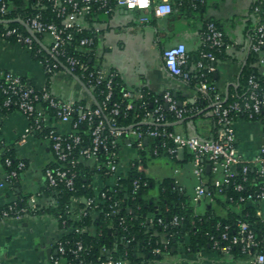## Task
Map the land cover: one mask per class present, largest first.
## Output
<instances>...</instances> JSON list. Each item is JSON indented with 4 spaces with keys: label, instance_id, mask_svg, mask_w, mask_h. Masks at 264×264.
I'll return each instance as SVG.
<instances>
[{
    "label": "built area",
    "instance_id": "built-area-1",
    "mask_svg": "<svg viewBox=\"0 0 264 264\" xmlns=\"http://www.w3.org/2000/svg\"><path fill=\"white\" fill-rule=\"evenodd\" d=\"M204 1L200 0L201 3ZM118 8L144 12L145 14L143 13L139 19L141 22L147 23L150 21L147 15L148 11L155 17L168 16L174 11V4L171 0H0V20L3 21L0 22V41L12 42L14 40L13 43L25 46L32 52L34 38L23 32L22 28L25 30L26 28L21 23L9 22V20L21 19L36 34L49 38L52 53L58 58L61 56L71 70L75 68L87 70L88 66L82 59L86 53L83 51L78 53V47L75 45L76 35L82 34L87 29L90 30L87 23L96 13L109 16ZM253 10L258 15L259 21L252 35L251 50L259 54L258 63L264 66V0H256ZM202 36L204 45L212 51L202 52L196 67L204 68L208 73H211L215 71L213 51L226 44L225 36L213 21L206 23ZM94 44L93 36H83L79 39L81 47L92 49ZM40 61L44 65L46 73L51 74L58 70L57 62L51 64ZM188 62L189 54L184 43L170 46L163 51V63L166 71L171 76L180 77L185 82H189L191 79L190 71L185 69ZM0 75L2 76L0 92L5 95V99L0 101V104L6 107H15L28 120L21 140L25 141L30 135L46 139L54 154L53 162L60 163L55 167L46 166L44 169L45 180L49 187L55 188L63 184L65 187L75 190L78 160L100 162L101 153L105 155L104 161L98 166L107 177L106 184L102 187H107V190L100 191V188L95 187L94 195L82 199L86 207L93 213H97V210L108 199H113L109 192L115 191L121 180L126 177L129 167L136 165L132 163L134 159L137 158L139 161L136 165L137 170L146 173L145 163L139 154V150L144 149L143 140L145 141L146 138H148V142L145 141V145L150 143L151 139L154 141L157 136H165L173 143V146L168 148L170 154H175L180 147L192 152L194 173L200 180L191 197L194 204L200 203L208 195L204 181L207 166H210L211 172L220 176L214 179V185L218 188L225 184H231L238 175H242V181H245L250 168H255L259 176L264 178V138L258 155L253 160H247L239 153L235 129V117L238 114L246 113L249 118L253 119L264 111V82L255 76H251L248 80V92L240 99L228 104L224 97L215 90V86L207 80L204 79L198 84V91L202 95L215 92L211 108L212 114L216 118L217 133L212 140H203L197 136H185L173 130H167L165 127L168 121L159 106L154 111H147L151 123L156 126L155 129L144 132L137 126L133 128L117 127L116 116L120 114V107L118 103H114L109 111L112 115V129L109 136L112 139L108 140V135H104L105 121L101 118L91 129L90 141L85 143L83 135L79 133V127L83 122L90 123L93 117H102L104 110L108 108L107 100L113 93L112 85L116 71L104 67L89 71L90 79L94 80L96 85L104 82L107 86L103 101L105 107L97 106L96 108H92V103H87L85 107L77 106L76 102L78 101L58 97L46 85L33 86L12 70H1ZM123 96H130V92H125ZM143 96L144 94L141 92L140 97ZM162 97L164 103L168 105V110L173 112L176 118L182 119L188 111L186 103L179 104L172 90H165ZM76 111H79L77 117H75ZM60 124H68L70 129L62 130L59 128ZM144 134L145 137L142 140ZM124 135L130 142H136L134 148L138 151V155L130 162L123 160L121 150L118 149ZM80 146L81 148H79ZM77 149L79 152H76ZM76 153H79L80 157ZM159 153V149L154 147L151 155L158 156ZM5 163L11 167L12 160L6 158ZM239 167L241 168L240 172L237 170ZM25 168V160H19L8 173V180L17 178ZM139 186L140 183L136 180L134 182L135 189ZM236 188L241 190L243 183L239 182ZM40 196V193L33 195L28 202L29 206L34 208L39 203ZM251 196L253 195L250 194L249 197ZM256 196L259 198L260 204L264 202V187L260 188ZM7 204L8 207L0 211V221L6 218L21 219L28 215L24 213V209H16L15 203L12 201ZM77 205L78 200L74 198L69 209L68 219L77 220ZM117 206H119V200L115 199L111 202V207ZM113 211L117 212V209ZM87 212V210L83 211V215H86ZM257 213L262 215L264 210L259 208ZM150 221L152 222L153 219ZM159 221L161 222V219ZM173 223H178L177 216L173 218ZM78 230L77 227L76 231ZM222 238L233 244H239L245 252L249 251L250 256L251 252H254L250 260L241 264H264V237H258L248 222L240 221L237 234L229 236L225 231L222 233ZM126 241L130 243L131 239H126ZM56 246L57 254L50 257L51 264H131L127 257H116L110 251L107 252L105 258L89 259L90 249L85 247L81 240L71 241L64 239L63 235L56 242ZM168 246L169 241L166 242L165 248ZM215 247L224 253H228L230 250L229 244L220 246L219 241L215 242ZM154 251L160 252L158 249Z\"/></svg>",
    "mask_w": 264,
    "mask_h": 264
},
{
    "label": "crops",
    "instance_id": "crops-1",
    "mask_svg": "<svg viewBox=\"0 0 264 264\" xmlns=\"http://www.w3.org/2000/svg\"><path fill=\"white\" fill-rule=\"evenodd\" d=\"M171 1L174 4L173 13L155 17L148 11L150 21L147 23L139 19L144 12L123 8H118L109 16L103 13L95 15L87 23L95 36V64L117 71L124 85L131 90L130 95L146 91L158 97L165 90H172L184 97L183 103L194 104L201 96L198 91L199 83L192 85L180 77L171 76L164 67L163 51L179 43L186 45L188 53L199 51L204 45V20L211 18L218 22L228 45L226 57L216 62L214 85L225 99L237 96L239 90L244 89L241 73L248 62L252 35L259 21L253 10L256 0H206L204 8L198 12L180 9L175 0ZM39 39L42 45L50 48L48 37L40 36ZM252 65L259 74L264 75L263 65L257 62ZM189 67L191 71L196 69L193 62ZM0 70H12L36 87L48 85L53 94L63 99L93 103L92 97L74 77L64 69L46 73L42 62L20 44L0 41ZM209 106L211 105L179 119L183 120L180 124H175L179 120L172 122L173 131L203 140L214 139L217 123ZM27 125L28 120L20 111L0 110V148L10 146L14 149L16 158L26 162V168L11 184L7 183V169L0 162V211L21 192L37 193L45 184L44 169L54 160L46 139L30 135L25 141L21 140ZM59 128L70 129L68 124H60ZM235 129L239 153L243 158L253 160L263 144V124L239 114L235 117ZM152 142L151 139L150 143ZM130 143L128 139L121 147V156L127 162L138 155V151ZM145 158V174L156 183L146 197H156L159 192L158 183L164 178H172L176 186L191 199L200 180L194 173L193 154L190 150L185 149L181 154L178 148L174 156L161 154L156 157L147 152ZM207 170L210 171L208 168ZM217 177L220 176L213 174L212 179ZM208 180L205 176L206 184ZM15 182L19 184L14 185ZM105 184L101 177L97 176L94 180V186L98 189ZM206 187L208 190V185ZM211 200L207 195L200 203L194 204L196 212L204 213L213 206L218 213L225 214L223 206L212 204ZM53 201V197H39V203L43 206H48ZM260 209L264 210V202L260 204ZM63 234V228L50 214L3 219L0 221V264H51L50 257L57 254L56 242ZM187 243L186 237L177 248H173L172 253L165 254L155 264H241L250 260L249 257L234 258L230 254L204 249L190 252L186 247Z\"/></svg>",
    "mask_w": 264,
    "mask_h": 264
},
{
    "label": "trees",
    "instance_id": "trees-1",
    "mask_svg": "<svg viewBox=\"0 0 264 264\" xmlns=\"http://www.w3.org/2000/svg\"><path fill=\"white\" fill-rule=\"evenodd\" d=\"M175 3L180 9L198 12L202 11L206 0L203 3H201L200 0H175ZM97 14L99 13H96V15ZM209 21L215 22L216 25L220 27L218 22L211 18L204 20L203 27H205L206 23ZM22 30L25 34H29L27 30L23 28ZM37 36L40 37L39 34H37ZM83 36H93L94 39L95 36L93 30L88 29L82 34L76 35L75 45L78 47V53L79 51L86 53L82 59L88 68L87 70L75 68L72 71L92 89L91 91L97 99L99 106L105 107L103 101L105 99V90H107V86L104 82L96 85L94 80H91L89 76V71L104 66L95 64V44L92 49L79 46V39ZM225 41L226 44L222 48L213 51L215 57L214 66L219 59H224L226 57L227 40L225 39ZM12 42H14V40H12ZM204 51L212 50L203 45L199 51L188 53L189 62L185 66V69L190 71L191 74V79L188 82L189 84H198L205 79L207 82L214 85V72L208 73L206 69L198 67L191 71L189 67L192 62L196 66V63L200 60L201 54ZM32 56L38 60H42L44 63L49 62L52 64L55 62L35 39ZM59 58L66 64L61 56ZM258 60L259 54L251 50L248 62L241 73V81L244 89L239 90L237 96L224 98L227 104L240 99L248 92V80L251 76H255L257 79L264 82V75L259 74L257 68L252 65V63H258ZM58 70H62V68L59 66ZM1 80L2 76L0 75V81ZM46 86L48 87V85ZM112 90V96L107 100L108 108L104 110L102 117H93L90 123L87 121L81 123L79 133L83 135L85 143L90 141L91 129L101 118L105 121L104 135H108V140L112 139V137L109 136L112 129V115L109 111L114 103H118L120 107V114L116 116L117 127L127 128L135 125L144 132L155 129L156 126L151 123V118L148 117L147 111H154L158 106L161 107V112L164 113L168 123L179 120L173 112L166 108L162 96L156 97L144 91L143 97H140V94L124 97V93L127 91L130 92L131 90L124 85L117 71L113 80ZM172 93L177 102L183 104L184 97L179 93L173 91ZM214 94V91L209 95L201 94L200 98L194 104L186 102L188 111L185 113L184 117L195 113V111L199 109H204L207 105H211ZM4 99L5 95L0 92V101L2 102ZM86 104L85 100L76 102L77 106L85 107ZM96 107L97 105L93 101L92 108ZM211 109L212 108H210V110ZM0 110L8 112L16 109L13 106L6 107L0 104ZM78 115L79 111H76L75 117ZM243 115L248 117L246 113ZM253 119L259 120L264 126V111L256 115ZM214 120L216 122L215 117ZM165 128L169 131L173 130L172 125H167ZM142 137L143 140L145 134ZM126 140H128V138L124 135L118 149L121 150ZM143 142L144 149L139 150V154L142 156L144 163H146L145 157L147 152L152 153L154 147L159 149V155L166 154L174 156L176 154H170L168 152V148L172 147L173 143L165 136H157L152 143H148L147 145H145L144 140ZM131 145L136 147V142H131ZM79 148H81V146ZM76 152H79V149H77ZM76 154L80 157L79 153ZM152 157L156 156L152 155ZM6 158L12 160L11 167L6 165ZM99 159L100 162L92 163L78 160L76 166L77 177L75 190H71L63 184L52 188L47 185V181L45 180V184L37 193L54 198V201L48 206H43L38 203L34 208L30 207L28 204L30 198L37 194L33 192H21L12 203H15L16 209H24V213L28 215H52L57 219L60 227L64 229V239H70L71 241L81 240L85 247L90 249L88 258L94 260L105 258L107 252L110 251L116 257H127L130 259L131 264H155V262L160 260L165 254L172 253L173 248H177L180 243L184 242L186 237L188 238L186 247L190 252L204 249L206 251L230 254L234 258H250L254 255V252H251L252 254L250 256L249 251L245 252L239 244H233L231 241L222 238V233L225 231L228 232L229 236L237 234L240 221L248 222L258 237H264V213L262 215H258L257 213L260 208V200L256 196L260 188L264 187V178L259 176L255 168L249 169L245 181H242V175H238L231 184H225L221 188L214 185V179H212L214 173L211 171L208 172L206 168L205 176L209 178L208 184H206L209 187L207 194L211 197L212 204L217 203L223 206L225 214L222 215L218 213L213 206L206 209L204 213L199 214L196 212L192 199L176 186L172 178H164L158 183L159 192L156 197H146L149 190L153 188L156 183L145 173L137 170L136 165L139 161L136 158L132 161V163L136 165H131L129 167L127 175L121 180L119 187H117L115 191L109 192L110 194L108 193L113 199H108L107 202L97 210V213H93L91 212L92 210L90 211L86 207L82 199L95 194L96 188L94 186V180L97 176L101 177L104 181L107 180L103 170H100L98 166L99 163L104 161L105 155L101 153ZM19 160L21 159L16 158L14 149L10 146H6L3 149L0 148V162L6 167L7 173L16 166ZM59 164L60 163L52 162L48 166L55 167ZM237 170L240 172L241 168L239 167ZM15 179H10L7 183L11 184ZM136 180L140 183L137 189L134 187V182ZM239 182L243 183V188L241 190L236 188ZM100 189V191L107 190V187ZM250 194L253 196L249 197ZM74 198L78 200L76 208V212L78 213L77 220L67 218ZM115 199L119 200V206L112 208L111 202ZM7 207L8 204H5L1 210ZM114 209H117V212H114ZM85 210L88 212L86 215H83V211ZM133 210L134 213L132 212ZM175 216L178 217L177 224L173 223V218ZM150 219H153V221L151 222ZM159 219H161V222ZM77 227L79 229L78 231H76ZM126 239H131V242L128 243ZM167 241H169V246L165 248ZM216 241H219L220 246L229 244V252L224 253L221 249L216 248ZM155 249H158L160 252H155Z\"/></svg>",
    "mask_w": 264,
    "mask_h": 264
},
{
    "label": "water",
    "instance_id": "water-1",
    "mask_svg": "<svg viewBox=\"0 0 264 264\" xmlns=\"http://www.w3.org/2000/svg\"><path fill=\"white\" fill-rule=\"evenodd\" d=\"M0 22H3L2 20H0ZM9 22H18L21 23L27 30V32L39 43L40 39L37 36V34L30 28V26H28L23 20L21 19H14V20H9ZM41 46H43L44 50L55 60V62H57L59 64V66L64 69L68 74H70L72 77H74L85 89L86 92H88V94L92 97L93 101L95 102V104L97 106H99V103L97 101V99L95 98L94 94L92 93V91L90 90V88L85 84V82L79 77L77 76L65 63H63L55 54L52 53V51L50 50V48L44 46L41 44ZM166 108L168 107L167 104H165ZM209 108H211V106H209ZM183 120H179L177 122H175V124H180ZM166 125H171V123H168ZM135 125L130 126L129 128H133ZM146 142H148V138L145 139ZM185 148L180 147L179 148V153H184ZM210 170V166L207 167ZM18 182H15L14 185H18ZM129 209V208H128ZM134 213V210L132 211ZM50 256V251L49 254Z\"/></svg>",
    "mask_w": 264,
    "mask_h": 264
}]
</instances>
